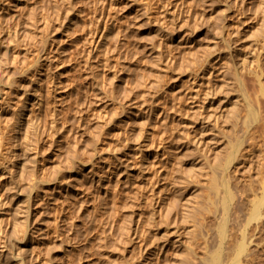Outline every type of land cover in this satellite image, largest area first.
<instances>
[{"label":"rangeland","instance_id":"rangeland-1","mask_svg":"<svg viewBox=\"0 0 264 264\" xmlns=\"http://www.w3.org/2000/svg\"><path fill=\"white\" fill-rule=\"evenodd\" d=\"M252 69L264 0H0V264H181L185 210L230 153L246 218L264 194Z\"/></svg>","mask_w":264,"mask_h":264},{"label":"bare ground","instance_id":"bare-ground-1","mask_svg":"<svg viewBox=\"0 0 264 264\" xmlns=\"http://www.w3.org/2000/svg\"><path fill=\"white\" fill-rule=\"evenodd\" d=\"M160 31L163 32L162 29ZM167 32H169L170 35L169 29ZM228 46L229 48L231 47L230 44ZM259 56H257V59ZM254 71H252L253 74H257V76L260 77V71L258 70L259 73L257 71H255V73ZM261 77L263 78L264 76ZM209 78L210 77H208L207 86L211 88L210 84L212 82L210 83ZM261 79L260 85L258 80L257 82L260 86L261 93L264 95V83L261 82ZM210 91L211 90H207L206 96L208 93H210ZM197 95L198 93H196L194 96L196 97ZM245 96H247V94H245ZM235 114L236 112L233 113V116H235ZM258 116V113L252 112V121H259ZM242 145V143H238L237 146L239 147H237V151H239ZM236 156L234 153H230L229 157L227 156L228 160L225 161L226 163H223L224 165L222 164L218 167L222 179L220 177L218 178L217 174L215 173L213 178L214 180L212 182L213 185H210L211 189L209 186H207V188L212 191L206 190L207 192L204 194V204H200L201 206L198 205L200 206H197L198 208L196 206V208H193V206L192 208L185 210L186 216H184V219L186 217L187 221H184L186 222L185 224H187V234L189 237V240H187L189 243L187 244L189 245L188 249H186V257L184 260H182L181 264H261L260 260L263 259L264 256L263 258H261V256L259 257V252H261L259 248L262 247H258L260 243L256 241V237H261V235L258 233H260V229L262 227L264 228V194L261 198L255 200L252 210L249 212L246 218L244 217L246 220L244 218L242 220L241 208L244 203V198H240L238 196H241L243 193L239 192L240 194H238L236 192L237 188L234 190L232 186L233 184L231 183V179L234 178V175L237 173L234 170L236 168H231L234 163L233 161H236ZM234 172L235 174L233 175ZM232 175L234 177H232ZM187 205L184 207L186 208ZM191 205L192 204H190V206ZM28 213H30V211H28ZM28 218L29 217H27V219ZM236 227H239V237L234 235V230ZM234 242L235 245H233ZM195 245L197 248L200 247L202 249V256H200L201 254L199 255V249L196 250ZM185 248H187L186 245ZM197 258H199V261Z\"/></svg>","mask_w":264,"mask_h":264}]
</instances>
